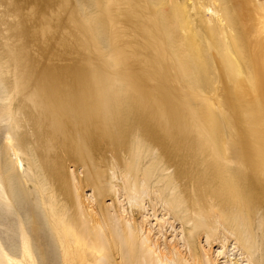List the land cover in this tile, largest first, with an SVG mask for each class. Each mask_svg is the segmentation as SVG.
Masks as SVG:
<instances>
[{
    "label": "rangeland",
    "instance_id": "374dc122",
    "mask_svg": "<svg viewBox=\"0 0 264 264\" xmlns=\"http://www.w3.org/2000/svg\"><path fill=\"white\" fill-rule=\"evenodd\" d=\"M246 1L205 0L225 35L195 0H0V264H264V0Z\"/></svg>",
    "mask_w": 264,
    "mask_h": 264
},
{
    "label": "bare ground",
    "instance_id": "6f19581e",
    "mask_svg": "<svg viewBox=\"0 0 264 264\" xmlns=\"http://www.w3.org/2000/svg\"><path fill=\"white\" fill-rule=\"evenodd\" d=\"M169 1V3L171 4V6L173 7V8H175V3L174 2H172V0H168ZM187 1H189V0H182V7L183 8H185V3H187ZM194 1V0H193ZM211 3H212V5H215L216 4V2L218 1V2H220V0H209ZM230 1H233V10H241L243 13H244V7H245V5L247 4V1L246 0H230ZM157 2V1H156ZM204 2H205V0H195V2L193 3L192 2V4H191V10H199L197 13H198V15H199V13H200V11H201V16H202V18H204V19H208V16H212L213 15V17L216 19V21H218V23H219V25L221 26H219V31H217V32H219V33H224L225 35H227V33L226 32H229V33H231V30H229V28H227V31L225 30V28H224V26L222 27V24H223V22H221L217 17V13L215 12V11H213L211 8H209V7H207V6H204ZM119 4H120V2H119ZM188 4V3H187ZM113 5H115V3L113 2ZM125 5V7H128V8H126V9H120V8H118L117 7V5H116V10H114L115 11V14L116 15H118V16H122L123 14H125L124 13V11L125 10H129L130 12H131V14H136V13H139V11H138V8H142L139 4H135V5H132V3H127V4H124ZM248 5V4H247ZM187 7V6H186ZM247 8V7H246ZM128 12V11H127ZM126 12V13H127ZM189 12V11H188ZM129 13V12H128ZM142 13V12H141ZM144 13V12H143ZM187 13V12H186ZM192 13H193V11H192ZM196 14V13H195ZM194 14V15H195ZM146 15H147V13H146ZM193 15V14H192ZM208 15V16H207ZM235 15H236V12H235ZM243 15V14H242ZM246 15H248L247 17H246V19H248V21H249V18L248 17H250L249 16V12L248 13H246L245 14V16ZM195 16H197V15H195ZM194 16V17H195ZM200 16V15H199ZM207 16V17H206ZM110 17H111V20L113 19V17H114V15H112V14H110ZM117 17V16H116ZM193 17V18H194ZM238 17V16H237ZM241 17V16H240ZM242 17H244V16H242ZM191 18H192V16H191ZM254 18V17H253ZM29 17L27 16V15H23L22 16V19L20 20V23H19V32H21L22 34H23V36H25V37H28L29 36ZM236 19V18H235ZM239 19V18H238ZM245 19V20H246ZM247 21V20H246ZM250 21H253V20H251V18H250ZM238 23V22H237ZM189 24V23H188ZM247 30V29H246ZM245 30V31H246ZM14 32H15V30H14ZM246 33H248V31H246ZM75 39L78 41V39L75 37ZM16 45L18 46V47H20L17 43H16ZM125 53H126V55L127 54H129V52H128V50L127 51H125ZM25 57H26V59L27 60H30L31 59V57H32V55H31V52L29 51V50H27L26 51V54H25ZM132 62H133V60H130V59H128L127 60V63L128 64H132ZM132 65H136V64H132ZM177 69H178V65H177ZM179 70V72H180V74H182V72H181V70L180 69H178ZM84 71L83 70H81V69H73V71H70V75L72 76V74H73V76H75L77 79H78V81H79V83L81 84V86L82 87H89L90 88V90L89 91H93V89H95V88H97V86L96 85H94L95 84V81H86V79H88V77L90 76V75H88V74H85V73H83ZM220 74L221 73H218V77L220 78ZM74 81V77H73V80H72V82ZM92 85H94V87H93V89H91V87L90 86H92ZM160 90H162L163 91V89H160ZM221 90V89H220ZM220 90H219V93H220ZM53 92H56V88L54 89V90H52ZM44 95L46 96V98L47 99H49L50 101H52V103H57L58 101H59V99H58V97H60L61 96V94L60 93H56V95L54 96L53 94H52V92L50 91V90H48V89H46L45 90V92H44ZM65 110V109H64ZM63 110V111H64ZM94 110L95 109H76V112H77V114L78 115H80L81 117H85L86 115H88L89 113H91V112H94ZM150 110V113L152 114V113H154L155 114V116H156V119L159 117V118H163L164 120L165 119H171V114H167V113H161V109H149ZM145 115H147L148 116V118H152L150 115H148V114H145ZM179 115H180V113H179ZM180 119H182L181 117H180ZM221 119H222V121H223V124H224V120H223V116H221ZM156 129L159 131V132H164L165 131V129H163V126L162 125H159L158 124V120L156 121ZM9 141V140H8ZM122 144H125L124 142H122ZM121 149H122V151H124L125 152V145H121ZM19 164V163H18ZM53 168H54V165H53ZM248 172H250V179H249V181H251L252 183H253V186H254V190L252 191V193H255L256 194V197L257 198H255V199H253V201H250L251 202V204H259L260 203V206L259 207H261V205H264V176H263V173L262 174H260V173H256V172H253V171H248ZM236 175L239 177V174H238V172L236 173ZM124 178V180H127V176H124L123 177ZM193 178V177H192ZM240 178V177H239ZM239 187H240V190L238 191V193H237V195L238 194H240V192H242V190H246V187L244 186V181L241 179V182H240V184H239ZM130 190V192L131 193H133V194H135L137 191L136 190H134L133 188H131V189H129ZM10 193H12L11 191H10ZM11 195V194H10ZM12 197H13V200L14 199H16V194H15V192H13L12 193ZM2 204V203H1ZM15 204V203H14ZM260 209V208H259ZM250 210H252V209H250ZM209 212H211L212 213V215H213V217H215L216 216V214L214 213V212H212L211 211V208L210 207H205L204 208V212L203 213H205L203 216L204 217H206V218H208L209 217V215H208V213ZM252 212V211H251ZM257 212H258V210H257ZM256 212V213H257ZM25 213V212H24ZM246 213H247V211H246ZM248 213H249V211H248ZM250 214H248V216H249ZM263 217V216H262ZM217 218H219V217H217ZM74 222L75 223H78V221L77 220H74ZM1 223H2V221L0 220V237L1 236H3V234H4V230L1 228ZM28 225V224H27ZM239 226V225H238ZM245 228V227H244ZM15 231L17 232V230H20L21 231V236H24V229L21 227V223H20V221H19V219L18 218H16V227H15ZM23 229V230H22ZM244 230V229H243ZM16 232H15V234H16ZM25 238V237H24ZM25 244L28 248H27V252L29 253V255L32 257V255H31V251H30V247H29V245H28V243H27V240H26V238H25V240L23 241V242H21V244ZM224 243V242H223ZM23 244H22V256H24V246H23ZM235 244H237V243H235ZM235 244H234V246H233V250H236L238 247L237 246H235ZM5 247H4V245L0 242V252L2 253V254H4L5 255V257H6V259H8V255H7V253L5 254ZM242 249V248H241ZM240 255H241V253H240ZM252 256H253V253H246V264H251V258H252ZM35 264V263H34Z\"/></svg>",
    "mask_w": 264,
    "mask_h": 264
}]
</instances>
